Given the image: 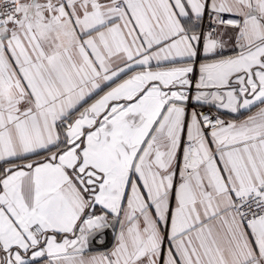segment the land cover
I'll return each mask as SVG.
<instances>
[{
  "label": "snow or ice",
  "instance_id": "obj_1",
  "mask_svg": "<svg viewBox=\"0 0 264 264\" xmlns=\"http://www.w3.org/2000/svg\"><path fill=\"white\" fill-rule=\"evenodd\" d=\"M0 264H264V0H0Z\"/></svg>",
  "mask_w": 264,
  "mask_h": 264
}]
</instances>
